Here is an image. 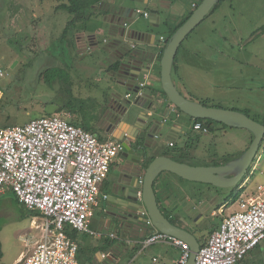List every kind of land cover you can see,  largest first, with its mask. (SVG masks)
Here are the masks:
<instances>
[{
	"label": "rangeland",
	"instance_id": "obj_1",
	"mask_svg": "<svg viewBox=\"0 0 264 264\" xmlns=\"http://www.w3.org/2000/svg\"><path fill=\"white\" fill-rule=\"evenodd\" d=\"M17 1L0 0V53H5L3 58L0 56L3 69V77L0 78L2 93L0 127L22 126L32 119L52 116L41 112H50L55 105L56 107L67 105L65 112L71 114L73 112L77 118L76 121L88 128L98 119L112 114L115 108H111L110 103L116 102L118 98L122 103L129 102L130 104L127 105H130L132 111H138L133 104L134 94L128 91L116 75L114 78L111 73H108L107 68L112 61L108 49L115 40L122 41L126 46L132 43L140 47L141 45L135 41L130 42L129 38L114 36L106 17L115 20L112 23L114 27L122 28V20L120 21L121 18L115 12V5L128 6L133 12L138 10L149 13L155 9V0H149L147 4L145 0H103L100 6L103 12L93 11L94 14L91 13L88 23L83 22L86 25H82L80 21L71 25L67 35L65 37L61 35L57 43L48 41L56 48L48 52L57 61L61 60V66L57 67L59 70H55L58 73L53 72L42 76L41 79L36 75L39 70L37 62L45 52L41 53L39 38L34 40L36 30L34 31L33 26L38 24V19H34L35 24L28 25L32 11L44 10L45 16L56 26L52 29L53 36L57 35L59 26L65 29L71 18L68 13L57 8L62 0H20L22 4ZM190 4L191 0H185L180 9L188 14L192 10ZM216 8L217 10L209 14L181 43L176 55V61L184 63L186 52H189L188 48L193 46V39L200 40L203 44L201 45L203 52H199L194 59L204 66L202 65L195 75H188L186 82L190 100L246 113L249 118L262 124L264 123V0H223ZM169 16L170 18L167 19L172 24L178 17V10L172 8ZM125 22L127 33H150L155 37L154 45H158L163 50L165 44L160 45L159 37L169 35L170 25L152 27L149 20L142 16L129 18ZM203 26L214 27L216 31L201 34V36L198 33ZM76 34L84 36L79 45ZM89 35L95 36V47H90ZM34 44L36 49L30 51V45L34 46ZM195 48H198V45ZM29 63L31 65L28 67ZM55 68L52 67V70ZM172 78L175 81L173 74ZM144 91L149 93L150 89L145 87ZM127 93L132 95L131 99H125ZM155 105L156 101H154ZM157 113L155 120L158 125L155 133L158 138L155 139V144L166 147L165 151L162 150L164 154L171 155L170 151L173 148H169L170 140L174 141L176 149L181 148L188 139L193 140L195 137L200 138L201 143H205L203 148L206 147V149L203 151L197 150V146L192 147L193 151L195 148V152L191 150L193 145L188 143L189 150L194 156L188 158L186 163L191 165L216 164L229 157L235 159L249 147L252 140V135L244 129L223 127L218 124H214L210 130L211 140L206 135L195 136L187 115L173 109L166 117L164 108ZM164 119H166L165 123H163ZM172 127H178L181 133H173ZM100 134L99 132L98 136H101ZM158 181L166 183L163 188L165 190L161 191L155 185L156 198L161 202L168 197H177L179 189L188 187L196 186L206 189L207 195L214 197L216 202H220V193L226 195L224 193L227 192V190H217L202 184H191L167 172L160 174ZM239 184H242V190L238 200L256 196L257 186H264V138L252 165L248 168L242 183ZM8 193L0 196V245L3 255L0 264H19L21 258L29 254L33 242L41 237L42 220L39 216L37 227L31 224L33 217L28 216L26 208L14 206L9 200ZM238 200L227 205L226 213L224 212L221 219L237 210ZM194 201L197 202V199L193 200L192 197L188 206L193 207ZM98 204L93 220L99 227L106 217L101 208L106 209L110 207V204L101 197L98 199ZM35 212L40 215V212ZM144 226L141 228L151 229ZM126 230L124 225L112 222L106 234L125 238L129 236ZM97 238L89 239L91 245L96 246L103 242ZM259 247L251 251L240 264H264V243H261ZM93 256L84 250L80 253L78 260L81 264H113L109 261L94 263ZM117 256L115 264H171L169 262L172 257L179 256V251L172 246L155 243L144 250H135L132 247L121 249ZM154 258L155 261H153Z\"/></svg>",
	"mask_w": 264,
	"mask_h": 264
},
{
	"label": "built area",
	"instance_id": "obj_2",
	"mask_svg": "<svg viewBox=\"0 0 264 264\" xmlns=\"http://www.w3.org/2000/svg\"><path fill=\"white\" fill-rule=\"evenodd\" d=\"M137 13L148 17L147 12ZM159 42L165 44L166 39L161 36ZM145 80L146 76L138 83L137 95L145 87ZM131 96L127 94L125 98ZM192 130L203 135L209 131L201 122H194ZM173 145L169 143V147ZM120 150V142L100 141L60 116L0 127V195L11 191L28 211L40 212L42 220L41 237L19 264H80L78 244L66 235V228L89 237L102 236L92 230L91 218L98 205L100 185ZM255 195L238 200L237 210L225 216L200 245L195 264H237L264 241L263 185L257 186ZM141 216L144 225L152 227L145 212ZM38 220L33 218L31 224L37 227ZM107 236L117 239L113 234ZM155 243L179 250L177 264L187 262L190 252L186 243L154 230L141 246L147 248ZM112 257L111 251L102 254V259Z\"/></svg>",
	"mask_w": 264,
	"mask_h": 264
},
{
	"label": "water",
	"instance_id": "obj_3",
	"mask_svg": "<svg viewBox=\"0 0 264 264\" xmlns=\"http://www.w3.org/2000/svg\"><path fill=\"white\" fill-rule=\"evenodd\" d=\"M219 1L220 0H201L192 11L191 15L178 29H176L164 45L160 60V87L161 92L170 103V108L165 116L168 117L173 109H177L192 119L211 120L225 127L244 129L252 135L249 147L239 157L218 166L211 164L195 166L160 155L155 157L148 164L142 176L136 175L138 168L142 167L140 161L123 157V162L119 167L121 172L120 180L113 185L114 191L119 192L120 200L123 201V203H117L118 209H114L110 214L118 219L128 217L130 222L139 223V225L142 226L145 223V219L140 215L142 212H145L146 217L150 220L152 227L156 231L174 237L188 245L190 253L185 264H195V258L199 251L200 244L194 235L171 224L162 214L158 208L154 192L155 179L160 174L167 172L188 182L207 184L218 189L233 188L238 185L247 173L248 168L252 165L264 138V125L252 120L242 112L217 107H207L200 102L187 99L179 93L172 79V70L181 43L207 17L215 4ZM148 2L145 1V4ZM168 3L175 5V3H178V0H155V9H152L148 13L149 16L145 18L149 20L152 27L158 26V20L166 13L165 7ZM120 9L124 10V13L119 16L122 19L131 18L130 13L133 14L135 18L137 17L136 11L133 12L128 6H121ZM121 27L122 28H119L120 32H118V37L123 39L129 38L131 40L130 42L135 41L140 45L154 44V36L152 34L145 32L127 33L123 25H121ZM148 39L151 40V42L147 41ZM111 46L120 47L121 49L120 56L122 58V63L120 68H122V72L118 70L114 73L117 78L123 79V85L127 87L128 91L134 94L133 104L137 107L138 111H132L130 105H127L129 102L126 101L125 104L119 101L120 98L116 99L117 101H114L116 107L112 110L115 117H113L111 123L108 124L111 130L105 133L111 135V137L116 140L126 138L130 143H136L131 145L127 144L123 150L125 155L130 154V156L136 157V153L138 154L144 151L145 148L152 149L155 145L156 135L154 131L158 125L155 117L158 114L157 112L161 109L160 100L150 94L143 93L144 88H142L141 93L137 95V92L140 91L138 86L139 78L142 74L148 73V69L145 65V61L147 60L145 52L137 48L136 44H129V46H126L120 40H115L110 47ZM0 94L2 93L0 92ZM128 99L131 98H127L126 100ZM154 101H156L155 106ZM139 116L145 119L142 125L138 124ZM108 117H110V115ZM120 125L126 126V130H128L124 132L121 138L112 135V131L115 128L117 129ZM142 132H146V134L140 137L141 139H145L141 145L137 144L135 141H138L136 136ZM133 135H135V137H132ZM148 140H154L153 147L146 145ZM138 184L141 185L140 193L137 190Z\"/></svg>",
	"mask_w": 264,
	"mask_h": 264
},
{
	"label": "crops",
	"instance_id": "obj_4",
	"mask_svg": "<svg viewBox=\"0 0 264 264\" xmlns=\"http://www.w3.org/2000/svg\"><path fill=\"white\" fill-rule=\"evenodd\" d=\"M145 1H147V0H145ZM177 7H178V5H175V9L178 10V17L175 19L174 24L173 23L171 24L172 26L177 24V23H179L182 20V17L186 15V12H184V11H182V9H180L181 7H179V8H177ZM115 8H117L118 14H119V11H120L119 8H121V4L120 5L118 4ZM190 8L192 9V5L191 4H190ZM53 12H55V11H53ZM130 16H131V18L134 17L133 14H131V13H130ZM35 18L38 19V24L35 27L33 26L34 31L36 30V33L34 34V40H38V38H39L40 41L38 42V44L41 45V48H40V49H42L41 53H43V51L45 52V54L42 56V58H39V60L37 62L38 66H39V70L37 71L36 75H37V77L39 79H41L42 76H46V75L51 74L53 72L58 73L55 70L57 69L58 66H61V62H60L61 60L57 61L53 57V55L48 52V51H52V50L56 49L55 47H53V45L49 44V42L55 41L57 43L58 40H59V37L61 35L63 36L64 31H65L66 28L63 29V28H61L59 26V29L57 30L58 31L57 35L53 36V32H52L53 30L52 29L56 28V26H54L53 22L49 21L48 17L45 16L44 10L41 9L38 12L32 11L31 19L28 22L29 26L32 23L35 24V21H34ZM121 19H120V21H121ZM127 19H129V18H127ZM127 19H123L122 21L125 22ZM164 19L165 18L163 16H161L158 21L159 22L160 21L163 22ZM106 21H109V24L111 25L110 26L111 33L114 34V36L118 37V32H120V30L112 25V23H114L115 20H113V19H111V17L107 16L106 17ZM216 21H218V20H216ZM81 23H83V22H81ZM82 25H86V23H83ZM82 28L84 29V27H82ZM199 31L200 32L198 34H200V35L202 34L203 35V34H206V33H209V32H215L216 29L214 27L203 26ZM76 37H77L76 38L77 44L78 45L81 44L82 40L84 39V36L81 35V34H76ZM162 37H164V39L167 38L164 35ZM88 41H89V44H90L91 48L96 46L95 36H92V35L90 36L89 35L88 36ZM147 41L151 42V40H149V39ZM159 43H160V45L162 44V42H159ZM192 44H193V46L191 48H188L189 52L188 53L186 52L187 55L185 57V61H183L184 63H179V62H177L175 60V62H174L175 66L173 67V70H172V74L175 77V81H173V82H174L177 90L179 91V93L182 96H184L187 99H191L190 96H189L190 92L187 91V88H186V82H187L188 75L189 76L190 75H192V76L195 75L197 73V71H199V68L203 65L200 62L195 61V59H194V57H197L199 52H201V53L203 52V49L201 48V45H203V44L201 43L200 40H196V39H193ZM132 45H135V43H132ZM197 45H198V48H195ZM5 46H7V45L5 44ZM136 46L139 49L141 48L142 49L141 51L145 52L146 58H147V60L145 61V65H146V67L148 69V73L147 74H142L140 76V80L138 81V83L143 82L144 81V77L146 76L145 87L146 88L148 87L150 89V92L148 93L147 91H144V89H143V93L145 92L147 94L152 95L155 98H158L160 100V106H161L160 108H164V112H165V115H166L168 110H169V108H170L169 107L170 103L168 102L166 97H164V95L162 94L161 87H160V60H161V56H162V48L159 47L158 45L156 46L154 44L153 45L141 44V47L138 46V45H136ZM155 46H156V48H155ZM29 48H30L29 49L30 51L35 50L36 49V44H34V46L30 45ZM120 50H121L120 47L118 48L116 46L110 47L108 49L109 57L111 58L112 61L110 62L111 65L110 64H109L110 66L108 65L107 72L111 73L114 78H115V73L114 72H116V70H113L112 66L114 64H116V63H119V64L122 63V58L120 56V53H121ZM3 55H5V53L4 54L0 53V56L2 58H3ZM215 62L217 63V61H215ZM30 65H31V63L28 64V67ZM52 67H56V68L54 70H52ZM177 67H179V68H177ZM0 69L2 70V73H3V69H2L1 64H0ZM57 70H59V69H57ZM2 77H3V75L0 78H2ZM127 94H130V93H127ZM1 97H2V94H0V98ZM51 103L54 104L55 102H51ZM110 104H111V108H115L116 107V104H115L114 101H112ZM56 106L57 105H55L54 108H52V110L50 112L42 111L41 113L42 114H47V115H52V116H60V117H63L64 119L66 118L67 121L68 122L70 121L69 123H71L72 125H74L76 127H80L82 129L84 128V126H82L81 124H79L78 121H76L77 118L75 117V114L73 112H72V114L69 113V112H65L67 110V105H63V106H60V107H56ZM49 117H51V116H49ZM99 120L103 121V120H106V119L105 118L98 119L95 122V124L90 127V129H91L90 133H92L94 136H96L100 141H103V140H115L114 138L111 137V135L106 134L101 128H99V124H98ZM86 128H88V127L86 126ZM171 130L173 131V133H177V134L181 133V131H180V129L178 127H172ZM125 131L126 132L128 131V130H126V126L124 127V126L120 125L115 130L114 134H112V135L113 136H118V135L123 134ZM99 132L101 133L100 134L101 136H98ZM155 135H156V133H155ZM156 136L158 138V135H156ZM170 142H172L175 145L173 140H170ZM185 143H186L185 146H187L188 145L187 141ZM189 144H191V143H189ZM173 147H169V148H173ZM162 150H163L162 148L157 147L154 156H160V155L161 156L162 155L163 156H168V155L164 154L162 152ZM192 151H193V149H192ZM192 151L188 150L187 153L190 154V153H192ZM160 152H162V153L160 154ZM193 152H195V150ZM171 155L176 156L180 160H184L185 162H187L188 158L191 157L189 155H188V157L181 156L179 154L172 153V152H171ZM114 162H115V160L113 159L112 164H114ZM116 176H117V170L114 169V168L113 169L110 168V171L108 173V176L106 177V180H104L101 183L100 189H99V197H98V199L101 197V199L105 200L106 202H108L110 204V207H108L106 209L103 208V207L101 208L102 213L106 214V217H104V219L101 221V225L98 227V224H96V222L93 220V218L95 216V209L99 207V204H98L97 207L94 208L93 215H92V218H91V228H92V230H94L97 233L102 235L101 237H98L97 239H101L103 242L99 243L96 246H93V245H91V243L89 241V239H92V237H89L88 235H85V234L76 233L75 242L78 244V247H79L77 259L79 258L80 253H82L84 250H87L88 252H90V255H94L93 256V259H94L93 262L94 263L101 262V261H109V262L115 264V262L117 261V257H118L117 255L119 254L121 249H128L129 247H132L135 250L136 249H140V250L146 249V248H143L141 246V242L147 236H149L151 233L154 232V230L152 229L153 227L144 226V225H142V226L148 227V228H151V229H147V230L143 229V228H141L142 226H140V225H138V227L136 226L135 228L130 229L128 227V224H124L118 218L113 217L110 214V212H112V210H114L115 207H117L116 209H118V206L116 205L117 203H123V201L120 200L121 198L119 196V192H115L113 190V188H112V185L116 184V182H117V181L114 182V179L116 178ZM137 190L140 193V190H141V185L140 184H138ZM6 192L12 193L9 190L6 191ZM1 195H3V194H1ZM103 195H105L107 197L104 199L102 197ZM173 199H174V201H177L178 197H174ZM128 212H130V211H128ZM40 217H41V214H40ZM112 222H118V223L124 225V227L127 229L126 231L129 232V236L125 237V238L124 237H116L115 236V238H117V239H115V240L110 239L107 236L108 234H106V232H107L106 230H107V228H109V226L111 225ZM130 223H132V222H130ZM118 239H121V241L118 242ZM113 241H115V242L113 243ZM35 242H33V244ZM115 243H116V245H115ZM261 243H264V241H262ZM261 243L259 245H261ZM163 244H166V243H163ZM166 245L169 246V247L171 246L169 244H166ZM110 251L113 252V257L109 258V259H102V254H105V253L110 252ZM179 256H180V252H179ZM179 256H177L175 258L172 257V260L169 263L177 264ZM153 261H155V258L153 259Z\"/></svg>",
	"mask_w": 264,
	"mask_h": 264
},
{
	"label": "flooded vegetation",
	"instance_id": "obj_5",
	"mask_svg": "<svg viewBox=\"0 0 264 264\" xmlns=\"http://www.w3.org/2000/svg\"><path fill=\"white\" fill-rule=\"evenodd\" d=\"M148 1L149 0H147V2ZM200 1L201 0H191L192 10L190 12H188V14L192 13V11L197 7V5H198V3H200ZM221 1H223V0H220L217 4H215V6L213 7V9L211 10V12L209 14L214 13L215 10H217L216 7L219 6ZM184 3H185V0H178V3H175V5H178L177 8H179V7L183 6ZM175 5H171L170 3H168L166 5V7H165L166 8V13H164V15H163V17L165 19H164L163 22H161V21L159 22L158 21V25H161V26L164 25L166 27V25L169 24L171 26V23L169 22V19H167V18H170L169 12L171 11L172 8L174 10H176L175 9ZM116 6L117 5H115V7ZM115 7H114L115 12L118 14V10ZM123 7H126V6L123 5ZM123 13H124V10L120 9L118 15L120 16ZM188 14L183 16L182 19L184 17L188 16ZM136 16L140 17L142 15L140 13H137ZM148 16H149V14H148ZM134 18H135V16H134ZM143 18H145V17H143ZM121 20H123V19H121ZM121 22L126 25V26H124V29H126L127 23L123 22V21H121ZM123 24H121V25H123ZM173 24H174V22H173ZM154 42H155V37H154ZM121 69L122 68L118 69L119 72H122ZM120 80L122 81L123 79H120ZM196 102H198V101H196ZM113 117H115V115L112 113V114H110V117H106L105 118V119H108V120H103V121L99 120L98 121L99 128H101L104 132L110 131L111 128L108 126V124L111 123ZM188 119L190 121V124L192 125L193 119L190 118V117ZM144 121H145L144 118L142 116H139L138 124L142 125L144 123ZM165 122H166V119H164L163 123H165ZM115 130H116V128L112 131V134H114ZM146 132L139 133L136 136V139L138 141H135V142H137V144H141V145L143 144L145 139H141L140 137L145 135ZM193 132L195 133V136L203 135V134H200L199 132H195V131H193ZM154 133H155V131H154ZM123 134L118 135L116 137L121 138L123 136ZM205 135L207 136L208 139L211 140V136H210L211 135V131H208V133L205 134ZM132 137H135V135H133ZM199 139L200 138H198V137H195V139H193V140L188 139L187 143H191L193 145V147H194V145L197 146L196 147V148H198L197 150H199V151L202 150L203 151V150L206 149V147L203 148L205 143H201L199 141ZM197 140H198V142H196ZM115 141H118V142L121 143V150L117 152V154H116V156L114 158V160H115L114 164L115 165L111 163L110 167H109V171H110V168L111 169L114 168V169L117 170V176L114 179V182L120 180L121 172H120V168L119 167H120V165L123 162V160H122L123 157L124 158H130L131 160H139L140 164H142V167L138 168V172H137L136 175L137 176L138 175L142 176V174H143L145 168L148 166V164L155 157H157V156H154L157 147L162 148L164 151L166 150V147L164 145H162V144L161 145L160 144L159 145L155 144L154 147H153L154 140H148L146 142V145L150 146V147H153V148L152 149L151 148L150 149L145 148L144 151H142V152H140L138 154L136 153L135 154L136 157H132V155L130 156V154L129 155H125L123 150H124V148L126 147L127 144L131 145V144H136V143H130V141L128 139H126V138H124L122 140H116L115 139ZM185 145H186V143H184V145L182 147H184ZM173 146L176 148V145H173ZM194 150H195V148H194ZM170 154H171V152H170ZM166 155H168V154H166ZM189 156L193 157L194 155H193V153H190ZM137 157H139V158H137ZM167 157H170V158H173V159H175V158L177 159L178 158V157L173 156V155H170V156H167ZM231 160H233V159H230V157H229V158L225 159L223 162L216 163V164L214 163V164H211V165H215V166L223 165V164H226L227 162H229ZM157 178L155 179V182H154V192L156 191L155 185H157V189L158 190H160V191L161 190H165L163 188H165L164 184H166V183L163 184L162 181L161 182H159V181L157 182ZM182 181H184V180H182ZM156 182H157V184H156ZM185 182H188V181H185ZM189 183L198 184V185L202 184V183H195V182H189ZM239 183H242V180ZM202 185L219 190L218 188L212 187V186L207 185V184H202ZM241 185L242 184H239V185H236L235 187L229 188V189H221V190H227V192L224 193L226 195H222L221 193L219 194L220 202H216V200H214L215 199L214 197H209V195H207L206 189H202V188L196 187V186L194 188L188 187V188L181 189V190L179 189L178 190L179 193L177 195V197H178L177 201H174V199H173L174 197H172V198L168 197V198L165 199V201H162V202L159 201L157 198H156V200H157L158 208L160 209L162 214L170 221L171 224L188 231L189 233L194 235L196 237V239L198 240V242H199V239L202 240L203 237L207 236L209 233L212 234L218 228V226L221 223V220L223 219V218L221 219V217L223 216L224 212L228 208L227 205H230L229 203L234 199L235 194L242 188ZM112 188L114 190L113 185H112ZM220 195H222V196H220ZM192 197H193V200H194V198L197 199V202L194 201L195 205L193 207H189L188 204L191 201ZM116 208L117 207H115L114 209H116ZM112 211H114V210H112ZM119 220L121 222H123L124 224H128V227L130 229H133L136 226L138 227V225H139V223H133V222L130 223V219L128 217H126V218L124 217V218H121Z\"/></svg>",
	"mask_w": 264,
	"mask_h": 264
},
{
	"label": "trees",
	"instance_id": "obj_6",
	"mask_svg": "<svg viewBox=\"0 0 264 264\" xmlns=\"http://www.w3.org/2000/svg\"><path fill=\"white\" fill-rule=\"evenodd\" d=\"M17 2L19 4H22V2L20 0H18ZM102 2H103V0H62V3L59 4L57 6V8L63 10L64 12H67L70 15V18H71L68 21V25H67V27H66V29L64 31L63 37L66 36L67 31H68V29H70V26L71 25H75L76 23H79L80 21L81 22H88V19L91 17V13L94 14V12L96 13L97 11L103 12V10L100 9V5H101ZM190 15H191V13L188 14V16L184 17L179 23H177V24H175L173 26L171 25L169 27V29H170L169 32H168L169 35L167 36L166 41L176 31V29H178L186 21V19ZM166 26H169V24L166 25ZM175 60H176V58H175ZM112 68H113V70H116L117 71L119 69V63L114 64L112 66ZM200 103L202 105H204V106H207V107H217V106L205 104L204 102H200ZM217 108H219V107H217ZM246 115L248 116V114H246ZM194 122H201L202 124H204L209 129V131L211 130V128H213L214 124H218V125H221V126L225 127L224 125L219 124V123H216V122H213L211 120H200V119L196 120V119H193V123ZM262 125H264V123H262ZM83 129L85 131H87V132H91V129L90 128L84 127ZM188 146H189V144L187 146H184V147L179 148V149H176V148L173 147V149H172L173 151L171 150V152L172 153L179 154L181 156L188 157L189 153H187V152L190 149ZM191 150H192V146H191ZM176 160H178L180 162H185L184 160H180L179 158H177ZM179 180H181V179H179ZM241 190L242 189H240L235 194L234 199L229 204H232L236 200H238V198L240 197ZM8 194H10L9 200H10V202L14 206H19V207H22V208L25 209V207H23V205L19 203V201L17 200V198L15 197V195L13 193H8ZM25 210L27 211L29 217L37 218V217L40 216L38 213H36L34 211H28L27 209H25ZM65 233H66V235L70 239H72L73 241H75V237H76L75 235H76L77 232H75V231H73L71 229L66 228V232ZM210 235H211V233H209L207 236L203 237L202 240L199 239V244L202 246L208 240V238L210 237ZM259 246L260 245L256 246L254 249L260 248ZM2 256L3 255H2V251H1V245H0V259L2 258ZM242 261H243V259L241 261H239L237 264H240Z\"/></svg>",
	"mask_w": 264,
	"mask_h": 264
},
{
	"label": "clouds",
	"instance_id": "obj_7",
	"mask_svg": "<svg viewBox=\"0 0 264 264\" xmlns=\"http://www.w3.org/2000/svg\"><path fill=\"white\" fill-rule=\"evenodd\" d=\"M138 11V10H137ZM137 11H136V13H137ZM142 15V14H141ZM143 16V15H142ZM144 17V16H143ZM167 42V41H166ZM156 139V138H155ZM38 218V217H37ZM154 229V228H153ZM155 230V229H154Z\"/></svg>",
	"mask_w": 264,
	"mask_h": 264
}]
</instances>
